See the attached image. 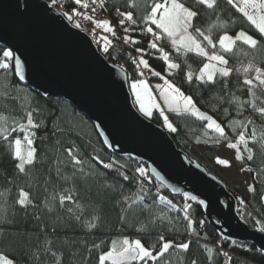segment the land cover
I'll return each mask as SVG.
<instances>
[{"label":"snow or ice","instance_id":"6c2138e0","mask_svg":"<svg viewBox=\"0 0 264 264\" xmlns=\"http://www.w3.org/2000/svg\"><path fill=\"white\" fill-rule=\"evenodd\" d=\"M74 3L85 11L73 8L71 13H61L65 19L72 22L76 17H83L94 25L91 30L93 35L97 28L105 34L116 35L115 26L109 19L96 20L87 11L90 9L96 13L98 9L104 8L105 0H74ZM226 3L243 17L255 35L244 28L234 35L230 34V28L237 21L222 17L219 0H191V4L188 0H128L127 7L130 10L116 8L120 17L118 23L128 34L124 37L126 44L141 43L140 39L131 35L137 31V26L139 32L148 38L147 48L135 49L139 55L133 58V62L140 73L139 78L130 84L131 94L140 113L148 118L153 117L154 112L158 113L163 126L171 133H177L178 127L169 114L199 121L205 143L219 145L226 142L227 148L234 150L232 159L242 165L241 171H256L259 174L264 172V168L253 169L252 164L257 155L264 158V0H226ZM58 4L63 6L61 0H51L52 6ZM202 16L211 20V23L201 25L199 20ZM213 16L215 19H212ZM74 26L77 29L82 27L79 21ZM98 43L102 44L103 52L108 53L113 41L108 35H103L98 38ZM148 50H155L158 54L156 59L165 66L163 73L152 68L149 59L145 58ZM0 51V70L12 69L18 82L24 81L25 63L21 57L11 48ZM193 57L198 61L195 66ZM144 70L163 81L155 86L163 106L143 78ZM177 77H180V84L176 82ZM184 83L206 88L209 96L205 103L210 110L222 112V119L218 120L203 111L200 102L184 90ZM218 84L219 91H215ZM3 91L2 98L6 106H0V144L14 161L13 172L25 177L26 183L15 185V197L12 196L11 188L0 190V203L4 205L0 208V243L10 235L3 225L15 224L17 206L25 216L29 208H43L49 214L61 212L81 229L92 232L99 229L103 219L99 205L110 196H116L113 203L119 205V222L124 227L130 218L137 232L147 231L150 225L158 222H171L173 218L162 210L159 213L153 210L155 205L163 204L169 211H182L187 230L192 235H199L195 227L197 222L190 212L192 205L187 203L196 201V196L184 192L186 202L177 209L173 201L163 195L152 198V202L148 203L149 193L142 180L135 192H125L122 184L117 189L107 181L106 173L94 170L92 164L80 156V149L75 143L65 146L64 141L56 138L65 132L59 126L52 132L54 142H50V146L53 156L50 158L48 151L41 149L37 143L43 144L48 139L47 133L43 138L38 134L48 126L42 118L43 110L38 104L32 106L29 94L21 96L16 84L5 85ZM257 119L261 123L257 124ZM196 139L199 143L200 137ZM104 143L110 142L105 138ZM93 159L103 169L119 172L124 181L130 179L126 173L119 171L124 165L117 167L115 159L107 163L98 155ZM215 161L220 166H232V160L227 158L218 156ZM135 171L141 178L147 176V169L143 166L137 167ZM93 183L96 185L97 200L90 202L84 199L81 190L89 185L91 191ZM248 190L255 192L256 189L250 184ZM39 192L43 195H38ZM261 199L264 200V196ZM241 203L244 201L241 200ZM198 204L203 205L205 201L199 200ZM9 207L13 209L11 215L8 213ZM140 216H144L146 222H142ZM33 218L40 227L39 234L33 236L27 231L17 232V244L24 250V264H65L66 252L63 247L57 248V229L53 227L49 234L38 211L33 212ZM255 223L256 230L264 233V222L256 220ZM203 224L204 221L200 220L199 225ZM190 244L191 241L176 242L174 236L166 237L163 234L156 238L155 243L140 237L129 239L124 236L112 238L107 245L103 241L93 242L87 251L88 256L96 254V264H184L183 254L190 251ZM203 248L207 252V260L211 262L214 248L207 244ZM256 251L264 253V248ZM220 254L225 257L227 264H231L232 257L228 252ZM88 256L82 259L86 260ZM71 258L75 259V256ZM0 264H20V259L0 250ZM189 264H198V261L193 258Z\"/></svg>","mask_w":264,"mask_h":264},{"label":"trees","instance_id":"16d2710c","mask_svg":"<svg viewBox=\"0 0 264 264\" xmlns=\"http://www.w3.org/2000/svg\"><path fill=\"white\" fill-rule=\"evenodd\" d=\"M51 3V0H47ZM189 4H191V0H188ZM63 6L61 7L59 4L57 6L61 7V11L72 12L73 8L79 9L78 5L74 4L71 0L63 1L61 0ZM128 0H108L105 3L104 10L111 11L113 8H120L121 11L130 10L127 7ZM219 8L221 10V15L225 19H235L237 23L230 28V34H234L239 31L241 28L245 30H249L250 34L255 35L254 30H250L247 22L241 17L238 13H236L229 5H227L226 0H219ZM138 11V10H137ZM212 19H215L213 16ZM199 23L203 26H207L211 23V20L201 17ZM126 26V25H125ZM120 35L117 37L109 38L113 41L112 46L109 48V52L107 54V59L115 58L120 62V65L125 69L128 78L131 80H135L139 78V73L135 71L134 62L130 59H126L121 55V50L126 44L124 42L125 35L123 28L118 25ZM134 38L140 39L141 43L137 45H132V49L135 51L137 47L147 48V40L148 38L143 36L139 32V26H137V31L131 33ZM166 46V45H165ZM167 47V46H166ZM0 50L3 48L0 47ZM0 55H2V51H0ZM158 54L155 53V50H148L147 55H145L146 59H149V63L157 71L163 73L164 64L161 60L156 59ZM194 62V66L198 61L195 57L192 58ZM182 77V73L180 74ZM144 78V77H143ZM151 79H160L158 77ZM12 69L10 70H0V106H6L3 100L4 95V86L16 84L18 90L20 91V95L23 96L25 93L29 94L32 97V106H36L37 104L43 110L42 118H44L47 122V127L41 129L38 133L43 138L44 134L47 133L48 139L40 144L37 142L39 147L45 151H48L49 157L53 156V152L50 146V142L53 141L52 132L57 126L64 128L65 132L63 134H58L56 138L64 141L65 146H69V143H75L77 147L80 149V156L84 158L87 162L91 163L94 170L101 171L107 174V181L116 186L119 189L120 185L124 186L125 192H135L137 191L139 181H143L148 193L149 197L147 202L151 203L152 198L163 195L167 199H171L173 203L177 206V209L181 208V206L186 202L184 200L183 194L180 195H171L168 191L161 185L154 177H152L147 169V166L141 161L132 159L128 156L119 157L114 153L109 152L103 145L98 133L95 130L94 125L87 119V117L81 114L76 108L63 100L60 97L55 96H47L44 97L39 93H36L30 90L27 86L20 84ZM176 82L180 84V77L176 78ZM233 83H235V77H233ZM184 90L190 92L196 100L200 102V106L203 111L209 112L218 120L222 119V112L216 110H210L209 106L205 101H207L209 96V91L197 87L194 85H188L184 83L182 85ZM220 85L216 86L215 91H219ZM19 104V101H18ZM170 115V119L174 122V124L178 127L177 133H171L172 139L174 140L176 146L183 150L188 154L189 159L193 162H198L204 166V168L214 176H216L215 172L210 169V167L206 164H203L197 160V158L190 152V148L193 144L198 143L197 137H200V141L203 143L204 136L201 132V125L199 121H195L192 118H179L175 117L172 114ZM157 125L162 126V118L158 113L154 112L153 117L149 118ZM261 123L259 119H257V124ZM213 147L207 153V158L211 160L213 158L212 153ZM100 156L104 162H110V160L115 159L118 162L117 167L119 165H124L123 168H120L119 171L126 173L130 179L128 181H124L123 178L119 175V172L115 170H105L102 168L97 161L93 158L95 156ZM262 157L257 155L255 163L252 164L253 169L264 168V163H262ZM139 166H143L147 169V176L144 178L139 177V174L135 171V169ZM14 161L8 153L6 152L4 146L0 144V190L4 188L12 189V196L16 195L15 185H24L26 183V178L20 174L13 172ZM45 168L48 167L47 164L44 165ZM253 173L256 174L254 177L255 192H250L248 198L238 199L236 203V211L239 217L246 221L248 226L251 229L256 230V220H260L264 222V200L261 199V196H264V172H260L257 174L256 171ZM7 177V179H6ZM8 181H11L9 183ZM228 190L233 194L235 198L239 194V188L236 186H227ZM51 191V188L49 189ZM34 191H36L34 187ZM82 196L87 201H95L97 200L96 193V185L91 184V191H89V185H85L82 188ZM38 195H43L42 192H39ZM116 199V196H110L106 200L103 201L100 207V215L102 216V222L98 230H94L89 232L87 230H83L80 228L78 224L73 221H70L68 217L61 212H54L52 214L44 211L43 208L34 210L32 208L28 209V214L25 216L23 211L19 209V206L16 207L15 212L18 213L15 216V224L7 225L4 224L3 227L10 233L9 237L4 240L3 243H0V250H5L17 256L20 259V264H24L25 256L23 248L17 244L19 237L17 236L18 231H27L28 233L35 236V234L40 233V227L37 222L33 218V212L38 211L39 214L43 217L42 223L46 224L48 227V233L51 234V229L55 227L57 229L55 235L59 239L57 240V248L63 247L66 252L65 264H96L97 256L93 253L91 256H88L87 249L91 247L93 242L101 243L104 242L105 245L110 243L112 238L124 237L127 236L129 239L142 238L150 243H155L156 238L163 234L166 237H175L176 242H185L191 241L190 251L188 253L183 254L185 257L184 264H189L191 259H197L198 264H227V261L218 248H214L213 259L211 262L207 260V252L203 248V241L207 243H217L224 249H226L229 255L232 257L231 264H264V254L256 251V247L249 242H235L234 244L219 236L218 233L211 227L209 220L203 214L202 207L198 204V200L196 201H187L192 205L190 210L193 219L197 222L195 227L199 235H192L187 230V221L183 219L182 211H169L167 207L163 204H157L154 206V212L159 213L161 210L168 215V217L173 218L171 222L163 221L158 222L155 225H150L149 230L144 232H137L136 228L133 227V224L130 221L126 227L122 226L119 222L120 208L119 205H115L113 201ZM241 200L244 203H241ZM39 202V201H38ZM9 205H11V200H9ZM4 205L0 203V208H3ZM13 209L11 207L8 208V213L11 215ZM250 214V215H249ZM59 217V219H58ZM139 219L142 222H146L144 216H140ZM203 220V226L199 225V221ZM2 223V221H0ZM139 227V225H136ZM42 235V234H41ZM85 241L87 242V246H85ZM208 245V244H207ZM211 247L210 245H208ZM75 256V259L71 257ZM88 256V259H82V257ZM175 253L173 254V257Z\"/></svg>","mask_w":264,"mask_h":264},{"label":"water","instance_id":"95a60500","mask_svg":"<svg viewBox=\"0 0 264 264\" xmlns=\"http://www.w3.org/2000/svg\"><path fill=\"white\" fill-rule=\"evenodd\" d=\"M0 47L11 48L24 61L26 78L20 84L72 104L109 152L141 161L169 194L187 192L204 200L203 214L219 236L264 248V233L239 217L227 185L191 161L163 126L135 108L126 71L108 62L55 6L47 0H0Z\"/></svg>","mask_w":264,"mask_h":264},{"label":"rangeland","instance_id":"374dc122","mask_svg":"<svg viewBox=\"0 0 264 264\" xmlns=\"http://www.w3.org/2000/svg\"><path fill=\"white\" fill-rule=\"evenodd\" d=\"M55 7L61 13H63L61 11V7H59L57 5ZM77 20L81 21V22H85L83 17H80ZM71 25L74 26L73 24H71ZM91 26L94 27L93 24ZM100 34H101V36L106 35L102 30H100ZM123 70H125V69H123ZM144 79H146L147 82L149 83V85L151 86V89H152L153 94H154L155 98L157 99V101L161 104V106H163V102L160 100L159 93H158V91H157V89L155 87L157 84H162L163 81L161 79H154L153 80L151 78H146V77H144ZM132 81L133 80L129 79L128 75H127V85H128V89H129L130 93H131L130 84H131ZM131 97H132V102H133L135 108L138 110V106L136 105L135 99L132 96V94H131ZM205 112H207V111H205ZM162 126H163V122H162ZM204 140H205V138H204ZM212 147H213V149H212L213 158L211 160H209L207 158V153L210 151V149ZM190 152L197 158V160L199 162L208 165L210 167V169L215 172L216 177L221 179L227 186H236L237 188H239L240 192L237 195L236 203L238 202V199L248 198L249 197L250 192L248 190V187H249L250 184L253 185V183H254L253 180H254V177L256 176V174L253 173V172H248L247 170L241 171L242 165L239 162H236V161H234L232 159L233 156H234V150H231V149L227 148L226 142H221L219 145H213L211 142H207V143L203 142L202 143L200 141L199 143L193 144L191 146ZM218 156L221 157V158H227L229 160H232V166L231 167H224V166L218 165L216 163V161H215V158L218 157Z\"/></svg>","mask_w":264,"mask_h":264},{"label":"built area","instance_id":"2783aa9c","mask_svg":"<svg viewBox=\"0 0 264 264\" xmlns=\"http://www.w3.org/2000/svg\"><path fill=\"white\" fill-rule=\"evenodd\" d=\"M63 1H69V0H63ZM74 3V0H71ZM108 2V0H105V3ZM75 4V3H74ZM78 11H85L84 9H81L80 7H78ZM105 8V5H104ZM104 8H100L98 9V11L96 13H92L91 10H87L89 15H93V18L96 20H100V19H109L111 21V23L115 26V32L116 35L112 36L111 34H106L109 36V38H113V37H117L120 35L119 33V29H118V21L120 19L118 13L116 12V8H113L111 11L108 10H104ZM71 13V12H70ZM80 17H76L72 22H70L71 24H75L76 21H78L77 19ZM82 25V27L80 28V30L84 31L91 39V41L93 42V44H95V46L97 47V50L103 54V56L108 57L109 54L104 53L103 52V48H102V44L98 43V38L101 36L100 34V30L101 29H95V34L93 35L91 30L94 28L92 25V23L90 21H86L85 22H81L79 21ZM91 23V24H90ZM121 55L126 58V59H130L133 61V58L137 57L139 54L134 51L132 49V47L130 46V44H124L122 50H121ZM108 62L113 63L115 65H118L119 67L123 68L122 65H120V62H118V60H116L115 58H110L107 59ZM135 65V71L137 73H140V69ZM124 69V68H123ZM144 77L146 78H156L154 76H152L147 70H144ZM203 243L210 245L211 247H215L218 248L221 252H228L226 249H224L223 247H221L220 245H218L217 243H207L206 241H203ZM257 264V263H254Z\"/></svg>","mask_w":264,"mask_h":264}]
</instances>
